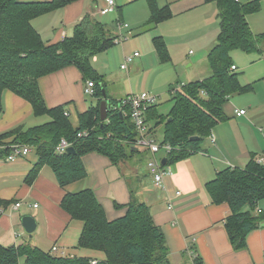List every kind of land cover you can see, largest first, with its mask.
<instances>
[{
    "label": "trees",
    "instance_id": "1",
    "mask_svg": "<svg viewBox=\"0 0 264 264\" xmlns=\"http://www.w3.org/2000/svg\"><path fill=\"white\" fill-rule=\"evenodd\" d=\"M76 1L0 0V114L3 94L11 91L31 104L34 116L50 118L42 125L19 126L0 134V159L11 154L13 145L32 147L38 154V161L25 180L28 185L34 183L44 166L51 169L58 186L65 188L86 178L84 155H104L118 165L137 153L135 125L129 116L113 109L121 99L107 96V119L101 121L100 104L103 91L107 95V87L104 77L94 69L92 59L113 47L117 37L90 14L76 24L71 36L55 44H46L32 25L34 19ZM261 1L204 0V4H216L220 27L216 43L206 58L211 75L202 80L177 83L180 89L173 86L169 100L172 107L167 114L160 112L157 104L146 112L150 135L155 138L156 129L161 126V142L172 147L167 167L202 152L212 131L227 119L224 106L229 99L253 91L254 85L241 84L240 74L232 69L235 65L231 53L234 50L263 51L264 33L255 34L247 20L249 15L260 11ZM146 2L151 12L150 25L158 26L172 18L169 5L160 7L158 0ZM153 44L160 61L169 62L164 39L157 36ZM68 66L77 67L84 80L95 85L93 97L97 103L79 115L76 125L72 123L67 105L46 107L38 84L41 77ZM79 134L82 136L78 137ZM193 137L198 140H191ZM63 139L71 144L74 154L56 152ZM206 190L214 204H229L231 213L224 220L225 228L234 250H245L247 236L264 221V213L259 208L264 201V164L253 158L245 168L227 167L206 184ZM12 203L0 201V206L8 207ZM60 206L72 220L83 223L78 246L105 255V259L96 264H171L164 233L153 222L149 206L133 195L128 205H117L126 208L124 216L112 221L107 219L91 189L67 192ZM52 252L30 244L9 247L0 244V264H92L94 261L62 254L55 256ZM196 264H201L200 258L196 259Z\"/></svg>",
    "mask_w": 264,
    "mask_h": 264
},
{
    "label": "crops",
    "instance_id": "2",
    "mask_svg": "<svg viewBox=\"0 0 264 264\" xmlns=\"http://www.w3.org/2000/svg\"><path fill=\"white\" fill-rule=\"evenodd\" d=\"M129 1L132 0L125 2ZM190 2L158 0L161 6H181L183 9L179 14L190 12L191 15L199 9L210 13L213 9L211 3L204 4L202 0ZM103 5L104 0H78L34 19L32 25L46 44H55L71 36L76 24L87 14L96 19L97 10ZM247 20L250 24L248 17ZM250 27L255 34H263L264 20L259 19ZM239 66L243 76L251 73L243 85L253 84V91L229 99L224 106L227 119L212 131L215 141L208 138V145L205 144L202 152L169 166L172 174L164 177L162 188L154 185L147 166L152 156L143 150L144 158H131L118 165L104 155H84L82 163L86 178L65 188L58 186L47 166L41 169L32 185L25 182L39 158L34 149L13 162L0 159V201H13L8 207L0 206V244L4 247L30 244L45 252H52V248L57 247L62 253L69 250V256L104 260L102 252L78 246L83 223L72 220L60 206L67 192L91 189L110 221L124 216L126 208H118L117 205H128L132 195L146 203L153 222L164 233L171 264H196L199 258L201 264H264V221L259 229L247 236L245 250H234L224 225V220L231 213L230 206L228 203L214 204L206 190V184L227 167L245 168L253 158L256 162L264 160V48L258 56ZM235 71H239L238 66ZM210 75V69L205 68L203 77L194 81ZM38 84L48 109L67 105L70 118L73 116L78 122L79 115L89 108L85 99L87 82L75 66L43 76ZM2 103L0 134L19 126L30 128L27 124L33 122L34 117L39 118L34 116L28 101L11 91L4 92ZM241 110L245 114L238 116L237 112ZM177 192L181 194L177 195ZM14 202H20L21 207L15 209ZM24 203H27V208L20 211ZM261 203L259 208L264 213L263 201ZM23 215L36 218L37 228L32 235L27 234L20 223Z\"/></svg>",
    "mask_w": 264,
    "mask_h": 264
},
{
    "label": "rangeland",
    "instance_id": "3",
    "mask_svg": "<svg viewBox=\"0 0 264 264\" xmlns=\"http://www.w3.org/2000/svg\"><path fill=\"white\" fill-rule=\"evenodd\" d=\"M125 1L116 0L117 9L105 16L100 15L97 10L96 20L105 24L110 34L119 38V42L95 56L92 65L98 74L104 77L109 99H123L130 94L149 93L157 97L159 111L167 114L172 107L169 101L171 88L175 86L176 89H180L177 83L185 84L202 78L205 68L209 69L206 56L215 45L220 31L217 6L211 3L213 9L210 13H205V9H199L190 15V12L179 14L183 8L175 5L174 8L170 7L172 18L154 26L149 23L151 12L146 0ZM196 1L200 2L191 0L192 3ZM240 1L246 3L248 0ZM202 2L204 3V0ZM118 7L121 8L120 12ZM248 19L251 26L259 19L264 20V0L261 1L258 14L249 15ZM120 24L127 25L128 28L121 30ZM157 36H161L167 45L169 62L162 63L159 59L153 44V39ZM135 53H138V56L130 59ZM254 56H258V53H245L240 50L231 53L233 63L239 67L241 84L245 79H249L251 73L243 76L239 65ZM123 66L125 68H122ZM85 99L89 106L97 103L93 96L86 95ZM49 120L48 116L34 117L33 122L28 123L27 127L42 125ZM71 120L73 125L77 124L73 116ZM162 132V127L159 126L155 134L158 144L162 140ZM205 144L208 145V141ZM142 153H144L142 150L137 149L133 158H144ZM35 155L34 152L33 156ZM161 155L158 154V157ZM26 208L27 203H24L20 211ZM52 253L55 256L62 254L61 251ZM63 253L64 256H69L70 251L65 250Z\"/></svg>",
    "mask_w": 264,
    "mask_h": 264
},
{
    "label": "built area",
    "instance_id": "4",
    "mask_svg": "<svg viewBox=\"0 0 264 264\" xmlns=\"http://www.w3.org/2000/svg\"><path fill=\"white\" fill-rule=\"evenodd\" d=\"M116 10V0H104V6L98 9V13L102 16H105L109 13H112ZM119 28L126 29L127 25H119ZM119 42V38L117 37L116 43ZM138 53H135L133 57H137ZM122 68H125L124 66ZM233 70H236V67H232ZM94 83L91 81H87V86L85 89V93L87 95L93 96L94 94ZM157 104V97L149 94V93H141V94H130L126 96L124 99L118 102L113 109L120 111L121 114L127 115L130 117L132 123L135 125V128L138 132V137L136 139L135 147L138 150L147 151L151 154L152 158L147 163L150 174L153 177L154 185L157 188L163 187L164 177L171 175L172 171L170 167L166 165H162V159L167 157L172 150V147L169 144H163L160 142L158 144L154 137L150 135L149 126L146 122V112L150 106ZM66 115L68 113H65ZM245 111L237 112L238 116L244 115ZM84 135V134H83ZM82 134H79L78 137H81ZM213 142L214 137L212 134L209 137ZM71 147V144L67 142L65 139L61 140L58 146L56 147V152L59 154L66 153V149ZM33 148L29 146L22 145H13L11 154L6 158L8 162H13L19 158H22L29 154ZM158 154H162L161 157H158ZM259 163H264V160L258 161ZM180 192H177V195H180ZM21 207L20 202H16L14 204L15 209H19ZM34 207H37L35 205ZM261 210H258V213H261ZM53 252H57L58 248L53 247ZM64 255V253H62ZM92 264H96V261H92Z\"/></svg>",
    "mask_w": 264,
    "mask_h": 264
},
{
    "label": "water",
    "instance_id": "5",
    "mask_svg": "<svg viewBox=\"0 0 264 264\" xmlns=\"http://www.w3.org/2000/svg\"><path fill=\"white\" fill-rule=\"evenodd\" d=\"M107 108H108L107 95L103 91V99L100 104L101 121H105L107 119ZM191 140H198V137H193L191 138ZM66 153L74 154L75 150L73 149V147H69L66 149ZM167 161H168L167 157H164L162 159V165H166ZM20 223L24 228L25 232L29 235H32L37 228L36 218L32 215H23L20 218Z\"/></svg>",
    "mask_w": 264,
    "mask_h": 264
}]
</instances>
